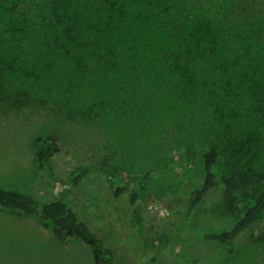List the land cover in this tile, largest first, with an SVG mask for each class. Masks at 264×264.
<instances>
[{"label":"rangeland","instance_id":"rangeland-1","mask_svg":"<svg viewBox=\"0 0 264 264\" xmlns=\"http://www.w3.org/2000/svg\"><path fill=\"white\" fill-rule=\"evenodd\" d=\"M123 2L122 9H128L127 4L131 3L120 0V4ZM187 2L188 8L199 9L206 23H211L212 26L207 27L213 31L208 35L232 37L231 33L236 32L240 24L244 31L251 30L254 37H264V0ZM23 3V6L40 4L41 0H24ZM89 13L83 10L81 15L92 19ZM99 19L102 28H114L118 21L110 20L109 14ZM225 20L230 24H225ZM224 25L229 26V30L223 31ZM60 55L63 56L64 51ZM154 57L163 62L168 60L155 56V52L151 53V60ZM151 60L142 64L146 65L145 74H150ZM136 65L137 61L129 71L141 70ZM31 68H36L35 64ZM141 72L137 76L142 75ZM180 72L173 74L182 76ZM37 73L42 86L46 82L52 91V103L41 106L36 103L39 109H33L35 106L31 104L17 111L0 106V188L41 202H67L79 218L116 251V264H264V222L240 237L232 255L213 243L189 242L192 235L229 231L247 206L239 192L211 190L194 209L186 226L180 227L186 213L187 193L204 180L199 160L202 151L220 149L226 171L232 168L241 172V168L250 167L255 179L264 173V160L255 145L264 143V110L254 104L257 101H250L251 87L240 80L242 88L238 90L233 83L235 89L231 92L236 98H227L229 109L224 104L225 97L221 96L220 108L226 112L225 120L230 127H245L251 131L248 133L247 129L244 133L233 127L228 131L219 129V125L213 126L208 116L212 111L210 105L206 107L200 101L194 107V97L179 98L187 89L188 79L178 75L158 84L153 81L142 84V79L135 83L133 79L132 90L118 87L117 90L112 88L113 92L94 72L92 76L84 75L87 84L80 89L67 88L65 82L49 70H37ZM219 73L212 72L206 80L218 78ZM219 85L215 89L221 95L224 84L218 88ZM64 89L68 96L66 93L62 96ZM114 95L124 99L120 105L122 114L116 117L115 111L116 116L104 115L94 120L91 113L94 106L99 105L102 97L112 102ZM216 99L211 97V101ZM229 110L234 113L244 110L245 115L234 118ZM248 135L255 140L254 147H247L246 152L236 151L234 147L239 149L242 139ZM38 137H54L57 143L58 151L48 160L46 174L38 170L32 153L33 142ZM229 143L231 155L225 150V147L230 149ZM78 172L81 180L75 186L73 180ZM110 174L128 181L127 191L120 198L114 197L107 183ZM144 176L149 185L148 197L131 206L129 197ZM0 264L94 263L90 248L79 240H59L52 228L43 227L34 218L0 209Z\"/></svg>","mask_w":264,"mask_h":264},{"label":"trees","instance_id":"trees-1","mask_svg":"<svg viewBox=\"0 0 264 264\" xmlns=\"http://www.w3.org/2000/svg\"><path fill=\"white\" fill-rule=\"evenodd\" d=\"M23 1L0 0V106H4L5 110L17 111L31 104L35 106L33 109H39L36 103L39 106L52 103V91L47 88L46 82L42 86L37 70H49L53 75H58L67 88H83L87 84L84 75L92 76L94 72L105 87L111 86V90L118 87L132 90L133 79L135 83L142 79V84L151 81L162 83L178 75L173 72L181 71L179 74L182 76H178L188 79V84L179 98L190 100L194 97V107L200 101L206 107L210 105L212 111L208 116L213 126L219 125V129L228 131L233 125L230 127L224 118L226 112L220 108L223 104L221 96L225 97L224 104L229 109L227 98H236V94L231 92L235 89L234 86L232 88L233 83L238 90L242 88L240 80L251 87L250 101H257L254 104L257 103V107L264 110V37H254L251 30L249 33L244 31L240 24L236 32H230L232 37L208 35L213 31L207 27L212 26L211 23H206L205 15L199 9L188 8L187 0H126L131 3L127 4L128 9H122L125 3L120 4V0H41L40 4L25 6ZM81 3H84L83 7H74ZM83 10L90 12L92 19L83 17ZM105 14H109L110 20H118L116 27L102 28L99 18ZM228 22L225 20V24L229 25ZM228 27L224 25L223 31ZM63 51L64 55L61 56ZM153 52L155 56L168 60L163 62L157 57L151 60ZM146 56L152 61L150 74H145L146 65L142 66L149 61ZM31 58L35 60L34 63H31ZM136 61L135 67L141 70L132 73L129 69ZM34 64L36 68L32 69ZM139 72L142 75L137 76ZM212 72H220V76L206 80ZM186 75L188 77H183ZM219 83L218 88L224 84L221 95L215 89ZM65 93L69 95L64 89L62 96ZM212 96L217 97L216 102L211 101ZM112 97V102L102 97L99 105L94 106V112H91L94 120L111 114H118L116 117H119L124 99L120 96L115 98V95ZM229 111L234 118L245 115L244 110L235 113ZM233 128L239 131L248 129ZM247 132L251 133L250 129ZM217 138L221 140L220 136ZM242 141L239 149L233 146L236 151L246 152L247 147H254L252 136L248 135ZM255 145L264 160V143L257 142ZM229 146L230 149L225 147V150L231 155V143ZM219 150L213 147L200 153L204 180L198 188L187 193L186 213L180 227L186 226L194 209L211 190L220 188L229 194L241 193L247 206L229 231L189 237L190 243H213L227 255H232L240 237L253 226L264 222V173L255 179L250 167L241 168V172L232 168L226 171ZM57 151L54 137H38L33 142L34 161L42 174H46L47 162ZM80 180L81 173L78 172L73 180L74 185L77 186ZM107 183L112 187L115 198L122 197L127 191L128 181L124 178L110 174ZM148 191L149 185L144 176L129 197V204L134 206L144 201ZM0 209L34 218L43 227L52 228L59 240H79L90 248L94 264L117 263L116 251L63 200L41 202L31 196L0 188Z\"/></svg>","mask_w":264,"mask_h":264}]
</instances>
